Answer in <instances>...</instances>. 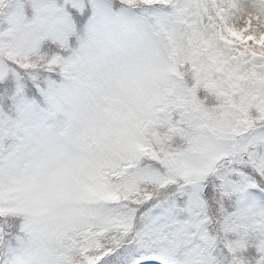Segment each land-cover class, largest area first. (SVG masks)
<instances>
[{
    "label": "clouds",
    "instance_id": "clouds-1",
    "mask_svg": "<svg viewBox=\"0 0 264 264\" xmlns=\"http://www.w3.org/2000/svg\"><path fill=\"white\" fill-rule=\"evenodd\" d=\"M121 3L146 26L66 45L0 0V82L60 89L39 127L0 107V264H96L125 235L105 217L120 209L139 227L130 210L159 194L139 179L147 166L191 182L264 127V0ZM211 227L229 264H250L240 234Z\"/></svg>",
    "mask_w": 264,
    "mask_h": 264
},
{
    "label": "snow or ice",
    "instance_id": "snow-or-ice-1",
    "mask_svg": "<svg viewBox=\"0 0 264 264\" xmlns=\"http://www.w3.org/2000/svg\"><path fill=\"white\" fill-rule=\"evenodd\" d=\"M232 161L185 183L147 166L139 179L160 185L159 194L147 193L130 210L139 227L129 224L120 209L105 217L125 235L96 264H229L214 224L243 237L235 247L250 264H264V127L252 126L238 137Z\"/></svg>",
    "mask_w": 264,
    "mask_h": 264
},
{
    "label": "rangeland",
    "instance_id": "rangeland-1",
    "mask_svg": "<svg viewBox=\"0 0 264 264\" xmlns=\"http://www.w3.org/2000/svg\"><path fill=\"white\" fill-rule=\"evenodd\" d=\"M67 2L81 12L86 8L88 11L95 10V13L91 14L93 22L89 24L90 26L81 27L79 36L89 31L118 36L126 30L131 31L146 26V14L125 8L121 0H13V5L14 10L22 17L35 18L39 15L42 18L41 27L53 31L56 42L65 44L68 35L74 34L75 31L73 30L75 22L70 9L67 10ZM45 5L49 7L45 8ZM13 87L17 90L16 96H13L17 102L13 111L15 117L35 127L43 125L49 117L55 99L60 95L58 81L56 83L44 77H38L36 80L17 77ZM21 88L24 91L37 92L44 103L41 104L42 101L38 99L26 102L23 93L21 97L19 95ZM32 97L37 96L32 95Z\"/></svg>",
    "mask_w": 264,
    "mask_h": 264
},
{
    "label": "trees",
    "instance_id": "trees-1",
    "mask_svg": "<svg viewBox=\"0 0 264 264\" xmlns=\"http://www.w3.org/2000/svg\"><path fill=\"white\" fill-rule=\"evenodd\" d=\"M66 7H67L68 11L70 9L71 14H72V18L75 22L74 23V29H73V30H75L73 32L74 34L68 35L67 42L65 43L67 45V44H72V43L77 42V38L79 37V32L81 31L79 29L81 27L87 26L93 22V21H91V14L93 15L95 13V10L89 9V11H88V9L86 8L85 11L81 12L78 8L72 7L69 2H67ZM87 11H88V13H87ZM57 43H60V42H57ZM14 80H15V78L11 79L10 81H8L6 83L0 82V107H3L4 111H7L13 117H15L13 111L15 110L16 105H17V102L15 101V98L13 97L14 95L16 96V94H17V90H14V87H13ZM50 81H54L57 83V81L54 78H50ZM43 87H45V85ZM5 89H7L6 94H5ZM19 90H20V93H19L20 97L23 93L26 102H32L35 99H38L39 101H42L41 104L44 103V101L37 94V92H35V91H24V90H22V88ZM32 95H35L37 97H32ZM25 96H27V97H25Z\"/></svg>",
    "mask_w": 264,
    "mask_h": 264
}]
</instances>
